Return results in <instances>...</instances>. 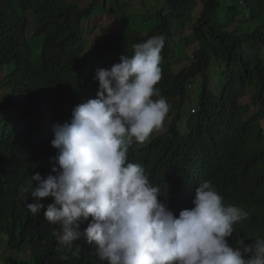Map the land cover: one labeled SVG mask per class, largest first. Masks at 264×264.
<instances>
[{"label": "trees", "instance_id": "obj_1", "mask_svg": "<svg viewBox=\"0 0 264 264\" xmlns=\"http://www.w3.org/2000/svg\"><path fill=\"white\" fill-rule=\"evenodd\" d=\"M98 1L110 0H91L86 8L69 0H0L4 264H102L83 238L74 242L81 246L78 257L72 255L75 244L72 250L59 244L52 235L55 226L42 214L31 215L25 205L29 194L22 197L19 188L32 174L50 173V157L57 151L51 145L53 126L69 122L74 107L95 98V71L119 63L121 55L133 54L134 44L159 34L165 43L157 87L171 101L167 118L175 111L165 132L130 146V162L143 165L150 182L161 189L159 198L171 197L169 209L175 215L192 206L194 184L208 179L224 201L233 199L249 213L235 226L239 237L246 244L264 237V0H165L156 28L145 34L119 31L91 44L81 26ZM29 13L36 18L30 35ZM189 45L197 46L192 58ZM35 52L39 56L33 59ZM185 61L189 63L176 73ZM197 75L202 78L200 93L195 112L188 114L184 106ZM217 77L222 79L221 94L210 87ZM247 95L254 110L244 113ZM86 226L81 224V230ZM230 243L238 246L235 235Z\"/></svg>", "mask_w": 264, "mask_h": 264}, {"label": "clouds", "instance_id": "obj_2", "mask_svg": "<svg viewBox=\"0 0 264 264\" xmlns=\"http://www.w3.org/2000/svg\"><path fill=\"white\" fill-rule=\"evenodd\" d=\"M164 43L163 34L152 36L134 44L131 56L95 71V98L74 107L69 122L53 126L57 151L50 173L32 174L20 186L22 197L29 194L26 208L55 226L53 237L69 250L81 238L94 246L102 264H264V237L250 244L239 237L235 226L249 213L231 198L224 201L214 182L194 184L192 206L177 216L171 197L159 198L161 189L143 165L130 162V146L156 136L171 110L157 87ZM80 247L75 244L72 255L78 257Z\"/></svg>", "mask_w": 264, "mask_h": 264}, {"label": "rangeland", "instance_id": "obj_3", "mask_svg": "<svg viewBox=\"0 0 264 264\" xmlns=\"http://www.w3.org/2000/svg\"><path fill=\"white\" fill-rule=\"evenodd\" d=\"M70 2L76 4L81 8L88 7L91 0H69ZM165 0H110V1H98L92 11V16L88 21H85L81 26V32L83 37L87 39L89 43H95L102 41L109 37L111 34H116L119 31H126L129 33H139L145 34L146 31L156 28L159 25V19L157 18V13L160 10L161 5ZM17 0H14L13 4H16ZM112 11V13H109ZM199 16V9H197L193 14V20ZM30 17V27L28 30V35L33 32V28L36 25V18L34 15L29 13ZM229 29H232L230 27ZM190 31H186L185 36H188ZM196 45H189L186 47L188 55L191 57ZM217 49V47H215ZM216 49H213L214 51ZM39 56L38 52H35L33 59ZM217 67L219 61L215 60ZM189 62L185 61L176 66L175 72L178 73L183 67H185ZM200 80L196 78L192 84L191 90L189 91L188 98L186 100L184 112L187 111L188 114L195 112V107L193 106L197 100L200 93ZM222 79L217 77L211 80L210 87L212 91L216 94H221L222 89ZM1 94V93H0ZM169 103V101H168ZM242 107L244 113H249L254 110L253 104L249 98V95L242 99ZM175 110H173L174 113ZM173 115V114H172ZM172 115L167 118L160 129L155 130L151 135H158L166 130V126ZM264 127V125H262ZM6 255V244L5 235H0V264H4Z\"/></svg>", "mask_w": 264, "mask_h": 264}]
</instances>
